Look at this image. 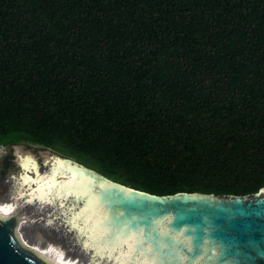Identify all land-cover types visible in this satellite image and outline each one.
<instances>
[{
    "label": "trees",
    "instance_id": "16d2710c",
    "mask_svg": "<svg viewBox=\"0 0 264 264\" xmlns=\"http://www.w3.org/2000/svg\"><path fill=\"white\" fill-rule=\"evenodd\" d=\"M19 144L156 195L257 193L264 0H0V146Z\"/></svg>",
    "mask_w": 264,
    "mask_h": 264
},
{
    "label": "water",
    "instance_id": "95a60500",
    "mask_svg": "<svg viewBox=\"0 0 264 264\" xmlns=\"http://www.w3.org/2000/svg\"><path fill=\"white\" fill-rule=\"evenodd\" d=\"M59 158H23L18 190L25 204L59 216L100 264H264V187L156 195ZM18 227L16 215L0 216V264H52L22 243Z\"/></svg>",
    "mask_w": 264,
    "mask_h": 264
},
{
    "label": "rangeland",
    "instance_id": "374dc122",
    "mask_svg": "<svg viewBox=\"0 0 264 264\" xmlns=\"http://www.w3.org/2000/svg\"><path fill=\"white\" fill-rule=\"evenodd\" d=\"M10 152L14 155L13 166H10L5 177L0 176V202L13 205L14 215L19 221H22L19 224L21 225V233L32 245H41L43 249L47 247L58 249L66 258L74 259L79 264H86L91 260L90 256L83 250L82 242L72 232V229L59 216L38 206L25 204L17 187L18 166L27 155L40 153L51 157L63 156L39 145L19 144L14 146L11 151L0 146V164L4 162L5 157ZM51 218H53L52 223H47V220ZM45 259L54 264L52 260Z\"/></svg>",
    "mask_w": 264,
    "mask_h": 264
},
{
    "label": "bare ground",
    "instance_id": "6f19581e",
    "mask_svg": "<svg viewBox=\"0 0 264 264\" xmlns=\"http://www.w3.org/2000/svg\"><path fill=\"white\" fill-rule=\"evenodd\" d=\"M54 157L55 158H58V159H61V158L56 157V156H54ZM64 161L73 164L69 160H64ZM74 165H77V164H74ZM21 198L23 199L22 196H21ZM26 204L29 205L31 203L26 202ZM31 205H33V204H31ZM14 212H15V210L13 208V205L10 206L9 204H4V203H1L0 202V216L1 217H9V216L13 215ZM21 222L22 221H19V224H21ZM19 227H18V236H19L20 240L22 241V243L26 247H28V248L34 250L35 252H37L42 257L52 260L54 262V264H79V262H77L74 259L71 260V259L66 258L64 256V254L62 252H60L58 249H54L52 247H50V248L47 247L46 249H43V247L41 245H37V244L36 245H32V244H30L27 241V239L25 238V236L23 235V233H21V225H19ZM85 251L89 254V256L92 255L86 247H85ZM91 257H90L91 260H89L88 262H86V264H88V263H91V264H100V262L93 255Z\"/></svg>",
    "mask_w": 264,
    "mask_h": 264
}]
</instances>
